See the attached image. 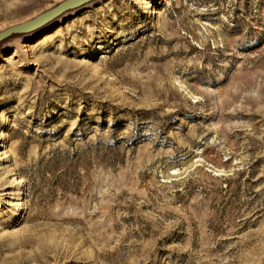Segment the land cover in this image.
Masks as SVG:
<instances>
[{"label":"rangeland","instance_id":"1","mask_svg":"<svg viewBox=\"0 0 264 264\" xmlns=\"http://www.w3.org/2000/svg\"><path fill=\"white\" fill-rule=\"evenodd\" d=\"M64 1L0 0V33ZM0 146V264H264V0H97L7 39Z\"/></svg>","mask_w":264,"mask_h":264},{"label":"water","instance_id":"2","mask_svg":"<svg viewBox=\"0 0 264 264\" xmlns=\"http://www.w3.org/2000/svg\"><path fill=\"white\" fill-rule=\"evenodd\" d=\"M95 1L97 0H66L55 8L43 13L42 15L30 22L14 26L10 29L1 32L0 46L1 44H3V42L13 36L33 33L51 24L52 22L64 16L65 14L71 11L81 9Z\"/></svg>","mask_w":264,"mask_h":264},{"label":"bare ground","instance_id":"3","mask_svg":"<svg viewBox=\"0 0 264 264\" xmlns=\"http://www.w3.org/2000/svg\"><path fill=\"white\" fill-rule=\"evenodd\" d=\"M0 149H1V146H0ZM6 154L4 153V154H2V159H0V161H4L7 157L5 156ZM15 174V173H14ZM14 179V178H13ZM14 187H18V186H20V185H22L23 184V181L20 179V178H15L14 180H13V182L11 183ZM17 189V188H16Z\"/></svg>","mask_w":264,"mask_h":264}]
</instances>
